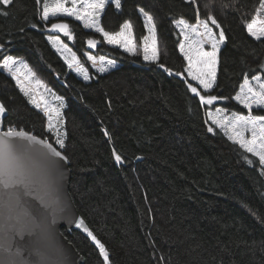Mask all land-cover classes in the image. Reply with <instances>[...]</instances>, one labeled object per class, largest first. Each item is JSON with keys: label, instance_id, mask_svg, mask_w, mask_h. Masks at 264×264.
Returning a JSON list of instances; mask_svg holds the SVG:
<instances>
[{"label": "trees", "instance_id": "16d2710c", "mask_svg": "<svg viewBox=\"0 0 264 264\" xmlns=\"http://www.w3.org/2000/svg\"><path fill=\"white\" fill-rule=\"evenodd\" d=\"M121 2L119 11L106 5L105 30L117 31L128 19L139 45L145 32L137 8L144 7L155 18L160 62L173 73L183 72L181 37L172 21L183 14L194 23L196 6L183 0ZM259 2L197 0L201 16L211 11L227 37L219 53L217 85L207 94L229 99L212 106H200L181 77L144 61L142 50L133 55L107 45L74 18H52L45 24L39 15L42 3L15 0L10 15H0L5 53L21 58L37 79L64 97L67 135L61 151L71 170L69 191L89 228L108 247L112 264H264V175L258 162H245L242 150L222 130L212 125L214 132L209 133L211 122L205 123L206 112L216 107L225 108L229 116L248 113L231 97L245 73H264V38L256 41L244 28ZM57 20L70 24L72 41L48 30ZM49 35H61L88 69L89 80L68 67L48 42ZM88 38L96 39L98 46L89 49ZM85 52L103 55L114 66L101 73ZM0 101L7 109L5 129L12 124L54 143L43 113L27 103L3 69ZM253 115H264V108L254 107ZM105 128L111 141L103 134ZM113 146L125 163L114 162ZM62 232L83 256L82 264H100L86 236L65 227Z\"/></svg>", "mask_w": 264, "mask_h": 264}, {"label": "snow or ice", "instance_id": "6c2138e0", "mask_svg": "<svg viewBox=\"0 0 264 264\" xmlns=\"http://www.w3.org/2000/svg\"><path fill=\"white\" fill-rule=\"evenodd\" d=\"M39 6L43 5L39 12L40 20L48 24L52 18H74L82 24L84 29L93 30L99 34L103 43L122 49L129 54H137L142 50L143 59L146 62L155 63L158 68L168 75H175L183 79L186 91L192 94V98H198L200 106H212L214 102L227 100L228 97L207 94L215 89L217 85V69L219 64V53L221 47L226 43L227 37L223 27L220 25L215 15L209 11L206 17L201 16L200 7L197 0H183L187 5H195V22H190L184 18L183 14L173 18V25L178 29V36L181 37L178 44L179 52L183 55L186 62L183 72L173 73V69L160 62L158 51V32L155 18L152 13L144 7H138L137 11L143 20L145 34L140 37V44L136 43V36L133 23L125 19L119 25L117 31H107L102 25V14L105 12L106 5L111 3L116 10L122 7L121 0H35ZM15 3V0H0V15L7 17L10 15L8 9ZM70 5V6H68ZM205 7H209L205 5ZM224 7H227L225 5ZM264 10V0H260L256 14L251 20L244 24L248 36L256 41L264 38V19L260 18V12ZM219 30L218 35L214 28ZM37 24L31 27L36 28ZM49 31L62 34L67 40L74 39L73 30L69 23L51 22ZM23 31V29H21ZM48 42L52 48L60 53L68 67L83 77V80L90 79L88 69L81 63L76 53L61 39V35H49ZM98 41L88 38L86 44L89 49L96 48ZM0 69L6 71L15 81L19 92L26 98V101L38 112H42L45 118V129L54 137V143L49 139H42L35 134L26 131L24 128L10 124L6 130L0 131L8 134H18L22 136L35 137L43 141L51 150L56 161H67L62 149L65 148L66 123L63 115L65 100L63 96L56 94L42 81L36 78V73L21 58L6 54L0 45ZM84 55L88 62L101 73L106 72L108 67L114 66V61L106 59L105 56L99 57L85 52ZM261 69H264L262 64ZM186 74V75H185ZM191 81V82H190ZM195 82V83H193ZM49 95L51 98H49ZM231 99L238 102L244 109L248 110L247 115L232 112L231 116L226 114V109L216 107L215 112L207 111L205 123L209 121L208 132L213 133L215 129L223 131L227 140L237 145L242 150L243 159L249 166L258 162L260 174L264 175V115H253V108H264V73H257L251 77L245 73L239 91ZM7 109L3 102H0V117L6 113ZM3 125L0 123V128ZM103 134L111 141V134L105 128ZM59 149V150H58ZM111 155L116 164L125 163L124 157L113 146ZM142 159V157H136ZM74 227L82 230L87 239L94 245L100 264H112L111 253L104 242L97 237L90 229L83 217L76 218ZM155 254V253H154Z\"/></svg>", "mask_w": 264, "mask_h": 264}, {"label": "water", "instance_id": "95a60500", "mask_svg": "<svg viewBox=\"0 0 264 264\" xmlns=\"http://www.w3.org/2000/svg\"><path fill=\"white\" fill-rule=\"evenodd\" d=\"M6 115L0 117V131L6 130ZM70 179L68 158L58 163L43 141L0 134V264L83 263L62 232L65 227L86 236L74 227L82 216L69 191Z\"/></svg>", "mask_w": 264, "mask_h": 264}, {"label": "rangeland", "instance_id": "374dc122", "mask_svg": "<svg viewBox=\"0 0 264 264\" xmlns=\"http://www.w3.org/2000/svg\"><path fill=\"white\" fill-rule=\"evenodd\" d=\"M260 18H261V19H264V10H262V11L260 12Z\"/></svg>", "mask_w": 264, "mask_h": 264}]
</instances>
